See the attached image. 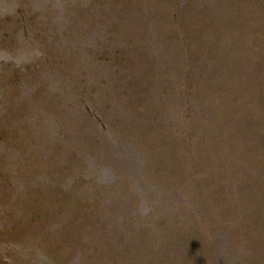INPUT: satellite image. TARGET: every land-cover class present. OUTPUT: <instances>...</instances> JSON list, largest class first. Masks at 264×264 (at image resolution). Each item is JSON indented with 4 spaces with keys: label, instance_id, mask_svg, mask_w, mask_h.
I'll return each mask as SVG.
<instances>
[{
    "label": "rangeland",
    "instance_id": "374dc122",
    "mask_svg": "<svg viewBox=\"0 0 264 264\" xmlns=\"http://www.w3.org/2000/svg\"><path fill=\"white\" fill-rule=\"evenodd\" d=\"M0 264H264V0H0Z\"/></svg>",
    "mask_w": 264,
    "mask_h": 264
}]
</instances>
